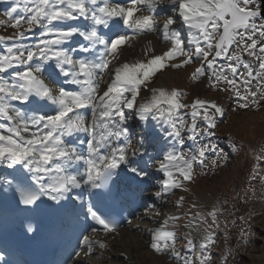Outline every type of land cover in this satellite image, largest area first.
I'll list each match as a JSON object with an SVG mask.
<instances>
[{"label":"snow or ice","instance_id":"snow-or-ice-1","mask_svg":"<svg viewBox=\"0 0 264 264\" xmlns=\"http://www.w3.org/2000/svg\"><path fill=\"white\" fill-rule=\"evenodd\" d=\"M164 3L13 0L5 9L3 15L14 31L0 35V121H4L0 122V162L18 177L23 176L21 169L33 173L37 187L22 190L21 203L32 205L39 196L59 202L76 189H107L110 193L111 185L122 176L147 182L150 173L145 157L153 159L144 147L149 137L143 136L133 145L128 123H137L133 118L146 122L149 117L163 119L170 129L167 135L181 145L185 136L195 142L214 135L216 116L224 113L223 107L210 99L183 103L179 89L150 86L161 70L193 66L191 79L207 77L211 87L229 92L241 108L264 96V0H167L170 10L159 9L166 13L161 20L157 8ZM2 24L4 20H0ZM185 26L186 35L177 30ZM127 30L132 35L121 34ZM152 32L170 46L157 54L147 41L143 59L121 62L125 46L131 47L135 36ZM30 35L34 40L26 43ZM253 81L258 90L253 89ZM142 88L151 96L140 99ZM185 108L190 109L191 123L178 115ZM199 123L205 126L201 128ZM73 137L76 142H70ZM152 139L158 142L159 137L152 135ZM215 147L200 141L189 155L174 148L165 151L163 159L155 162L164 177L163 192L156 196L191 181L194 167L203 165ZM211 163L215 166L217 160ZM26 180L23 177L21 183ZM107 193L92 195L103 198ZM183 203V197L175 201L176 207ZM94 208L89 206L87 214L104 232H113L116 223ZM217 211L213 206L208 213L212 223L200 240L199 264H209L205 250L214 243L211 228L217 223ZM198 217L190 218L185 226L198 228L193 223ZM179 219L174 214L149 229L151 247L158 252L172 247L178 264H194L176 251V231L167 228ZM81 243L88 254L94 246L105 247L88 236ZM192 247L193 240L188 239L186 248Z\"/></svg>","mask_w":264,"mask_h":264},{"label":"rangeland","instance_id":"rangeland-1","mask_svg":"<svg viewBox=\"0 0 264 264\" xmlns=\"http://www.w3.org/2000/svg\"><path fill=\"white\" fill-rule=\"evenodd\" d=\"M5 1L13 2V0H0V20L5 21V24L0 25V35H11L14 30L3 15L5 8L2 7V3ZM2 48L3 46H0V51ZM189 68L191 71L193 70V66L161 70L153 77L152 82L157 80L159 74L171 72L173 83H168V85L170 89L177 88L182 92L181 102L190 103L196 98L210 99L222 106L224 113L216 116L217 126L212 130L214 135L199 137L195 142L187 140L185 136V144H175L174 146L171 144L172 142H169V138L164 144L166 146L163 153L174 148L176 152L185 155L191 154L193 145L198 147L200 141L211 143L216 147L214 151L207 154L203 165L194 167L191 181L185 182L181 188L173 189L171 193H164V204L160 206L159 216L155 222L161 218L163 212L179 216L178 221L168 224L169 229L176 231L177 248L181 255L190 257L192 253L194 256L190 258L194 264H199L196 254L201 251L198 246L200 241L193 236L185 237L181 234V226L187 224L193 214L195 216L199 214L196 221L203 220V214L207 217L204 203L217 200L214 206L220 204L217 209L225 216L217 215V223L211 228L214 233V243L205 250V254L210 258L209 264H264V96H258L256 103L249 100L247 108L238 107L236 99L229 92L211 87L207 82V77L193 80L189 79L187 74H179L180 70L188 71ZM182 87L185 90L181 89ZM223 87L222 84L219 86L220 89ZM252 87L254 90H258L256 81H253ZM140 99H144V97L141 96ZM189 112L188 108L180 109L178 115L184 117L186 123H191ZM130 125L132 124L130 123ZM204 126L203 123H199V127L203 128ZM135 127L133 125L134 129ZM163 129H167L166 126ZM134 134H136L135 130ZM136 138L132 140L138 141L139 136L137 135ZM233 145H235V150ZM246 153L249 157L247 162L243 160ZM212 160H217L215 166L212 165ZM179 197L184 198L182 207L175 205V201ZM198 197L201 199L197 200ZM246 206H255L256 208L252 209ZM244 210L247 211L246 214L243 213ZM219 213L217 212V214ZM242 215L246 216L242 217ZM205 220L207 223H200L201 229H206L212 223V219L206 218ZM221 225L223 226L221 227ZM122 229L124 226L116 233L102 236L101 241L105 244L107 239H117ZM146 239L142 245L135 249V252H131V259L135 260L137 253L138 261L142 264H178V261L170 257L168 253L154 251L150 244V237ZM188 239H192L193 243H196L191 249L186 248ZM95 247L97 254L81 257L96 263L99 260L97 255H104L106 247L101 248L98 245ZM234 248L236 253L235 250L233 251ZM195 249L198 250L195 252ZM220 250L224 251L226 256H223ZM112 264H124V262L117 261ZM179 264H183V262H179Z\"/></svg>","mask_w":264,"mask_h":264},{"label":"bare ground","instance_id":"bare-ground-1","mask_svg":"<svg viewBox=\"0 0 264 264\" xmlns=\"http://www.w3.org/2000/svg\"><path fill=\"white\" fill-rule=\"evenodd\" d=\"M2 6L5 7L6 9L7 7H10L11 4L5 1L3 2ZM160 8H168L170 10V5L167 3V0H165L164 4L159 5L157 10ZM157 15H158V19L162 20L163 17L166 15V13L158 11ZM180 31L184 32V34L186 35V26L180 28ZM36 35H39V33L37 32ZM28 38L25 40L26 43L34 40V37H32L30 41L28 40ZM147 41L152 42V45L157 54L166 50L170 46V44L164 41L161 38V36L156 32L145 33L143 36H135V38L132 39L131 41V47L125 46V51L122 53L120 58L121 62H123L125 59L128 60L129 62H133L138 59H143L144 58L143 49ZM190 72H191L190 69L188 71H184L182 69L179 71V74L188 75ZM172 78H173V74L171 72L161 73L158 75L157 80L155 82L150 83V86L164 87L170 90L168 83L169 84L173 83ZM147 92L149 96H151V93L148 91V89ZM136 120L137 123H135L134 126H136L135 133L139 136L138 140H140L141 137L146 136V129L148 130L152 127L156 128L158 126L162 128L165 127L163 119L152 120L151 117H149V121L147 122L138 121V118ZM163 132L164 134L162 138L158 140V142L150 141L149 139V142L144 145L149 155L153 158L150 163H147L148 165L147 171L150 173L149 181L151 185L148 186L145 189V191L140 193L141 202L139 203V208L137 207L133 214V219L127 222V225L126 223L123 224L124 229H122V231L119 233V237L117 239L114 240L107 239L106 243L104 244L106 247L104 250L105 253L104 255L101 254L97 255L99 260L96 261L95 263L93 261L90 260L88 261V259H84L83 257H81L82 254L87 251V249L83 247L82 251H80L79 247L83 246L82 243L80 242H82L84 236H88L92 240H99V238H97L98 234L87 233L86 230H84L85 228V223L83 221L84 219L83 218L81 219L79 217L76 223L77 230L75 233L72 234V237L73 236L76 237L75 248L70 254L65 264H72V262H74V264H112L113 262H117V261H123L124 264H142L140 261H138L137 253L135 254V260L131 259L130 257L131 252L132 251L135 252V249L138 248L140 245H142L147 240L146 239L147 237H151L149 229L158 227L166 217H169L168 213L163 212L161 218H159V220L155 222L159 216L158 212L160 206L164 204V198H163L164 194L160 197L156 196V193L158 191L163 192L161 181L164 177H163V173L159 172L157 170V167L155 166L156 161L163 159L162 154L166 146V145L164 146V144L166 143V141L169 140V136L167 135V130L163 129ZM137 135H135L134 138H136ZM135 144L136 141L135 142L133 141L134 146ZM149 144H151V146H149ZM157 153H159V155H157ZM2 165L3 163L0 162V167H2ZM2 173H3V169L0 168V174ZM158 174H161V176H158ZM200 197H198V199H201ZM202 197L207 198L206 196H202ZM77 253H79V255H77ZM92 254L94 255L97 254L95 246L93 248ZM120 254H122L121 257L119 256Z\"/></svg>","mask_w":264,"mask_h":264},{"label":"clouds","instance_id":"clouds-1","mask_svg":"<svg viewBox=\"0 0 264 264\" xmlns=\"http://www.w3.org/2000/svg\"><path fill=\"white\" fill-rule=\"evenodd\" d=\"M135 124V122H133V125ZM133 125H131V127H133ZM135 129L133 128V131H134ZM151 135H155V133H151ZM146 136H148V130H146Z\"/></svg>","mask_w":264,"mask_h":264}]
</instances>
